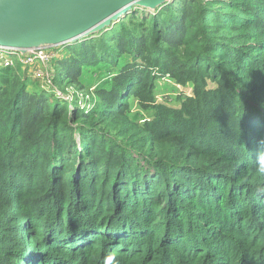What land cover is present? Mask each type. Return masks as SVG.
Listing matches in <instances>:
<instances>
[{
	"label": "trees",
	"instance_id": "1",
	"mask_svg": "<svg viewBox=\"0 0 264 264\" xmlns=\"http://www.w3.org/2000/svg\"><path fill=\"white\" fill-rule=\"evenodd\" d=\"M219 3L166 6L151 38L124 30L132 60L97 115L0 67V264H264V0ZM76 48L57 78L98 62ZM166 76L192 88L177 107L156 100ZM130 98L153 116L132 119Z\"/></svg>",
	"mask_w": 264,
	"mask_h": 264
},
{
	"label": "rangeland",
	"instance_id": "2",
	"mask_svg": "<svg viewBox=\"0 0 264 264\" xmlns=\"http://www.w3.org/2000/svg\"><path fill=\"white\" fill-rule=\"evenodd\" d=\"M186 0H163V2H158L154 4L152 7L143 6L134 4L130 10L125 13L121 18L112 21L108 25H104L97 30L89 33L83 38L76 41H67L64 43H60L58 46L54 48V54H57V58L53 61V65L50 64H40V63H32L27 65H21V62H18V69H23V73L20 71L21 75L25 77L24 81L28 79L27 71L31 68L29 72L31 75V79H33L37 85L36 88L39 89V93L43 91L42 86L45 91L48 89H53L54 91H60V94H68L70 96L69 100L60 101L61 103L67 106L69 110L76 108L75 105H79L80 103L86 104L87 106H93L94 111L96 112L92 115H97L100 110H98L99 105L101 106L103 102V98L100 95V92L104 88H109L113 82V78L117 75V73L122 69V67L132 60L130 54L123 53L122 55H117L115 51L116 46V38L122 36V32L129 31L131 34H141L144 31H148L149 37H152V31L154 25L158 28L161 24L162 12L164 11L166 6L171 5L172 8H176L177 5L182 4ZM190 1V0H187ZM220 0H200L203 6L206 7L208 11H216L217 14L221 16L231 12V10L225 8L222 3H219ZM211 13V12H209ZM211 14H207V17ZM113 23V24H112ZM94 43L96 46V50L98 53V62L93 65L84 66L82 70V75L80 76L78 81H71L70 78H57L54 77L51 84L46 80L47 77H50L54 73L58 75V72H63L61 61L69 58L71 55H77V46L80 43L84 42ZM85 49H89V46H85ZM20 66V67H19ZM44 72V79H38L34 76L35 69H42ZM212 85V83H210ZM26 82V88H27ZM191 86H180L176 85L173 81H166L165 79H158L156 81V100L157 102H166V104L171 106H179L178 99L179 97H186L189 94H192ZM44 91V92H45ZM56 94H49V100L54 102L56 99L54 96ZM67 101V102H65ZM129 103L132 106V110L130 112V116L132 119L139 121L142 123L145 119H149L153 116V110H145L142 109L138 104L135 98H130ZM91 111V112H92ZM69 116V111L66 114ZM82 120H77L74 123H71V126L74 130V137H76V141L79 143L78 139V128ZM106 124H100L99 126H104ZM114 128L111 127V130Z\"/></svg>",
	"mask_w": 264,
	"mask_h": 264
},
{
	"label": "water",
	"instance_id": "3",
	"mask_svg": "<svg viewBox=\"0 0 264 264\" xmlns=\"http://www.w3.org/2000/svg\"><path fill=\"white\" fill-rule=\"evenodd\" d=\"M138 1H146L152 6L163 2V0H0V46L25 52L40 44L54 46L61 42L76 41L104 26L120 12L127 13Z\"/></svg>",
	"mask_w": 264,
	"mask_h": 264
},
{
	"label": "built area",
	"instance_id": "4",
	"mask_svg": "<svg viewBox=\"0 0 264 264\" xmlns=\"http://www.w3.org/2000/svg\"><path fill=\"white\" fill-rule=\"evenodd\" d=\"M56 46L58 45L51 46L46 44H40L33 46L30 49H27L25 52L12 47L0 46V67L16 66L18 62H21V65L27 66H29L28 64L32 63H40L42 65L51 63L53 65V61L57 58V54H54V48ZM34 76L38 79H44L43 66L42 69H35ZM56 76V73H54L50 77H47L46 80L53 84L52 80ZM163 79H165L166 81H172L169 76H166ZM42 89L43 91H45L43 86ZM45 92L47 94H56L54 97L56 98V100L60 101H63L64 99L69 100L70 98L68 94H60V91H54L53 89H48ZM93 106H87L86 104L80 103L79 105H75L76 108H70L69 110H81L85 113H90L94 108Z\"/></svg>",
	"mask_w": 264,
	"mask_h": 264
},
{
	"label": "crops",
	"instance_id": "5",
	"mask_svg": "<svg viewBox=\"0 0 264 264\" xmlns=\"http://www.w3.org/2000/svg\"><path fill=\"white\" fill-rule=\"evenodd\" d=\"M30 71H31V68L27 71V73H28V76H27L28 79L26 80L27 85H28L27 86V90L29 92L38 93L39 92V89L35 87L37 85V83L33 79H31V75L29 73ZM22 77L25 79L24 75ZM190 90H191V88H190Z\"/></svg>",
	"mask_w": 264,
	"mask_h": 264
},
{
	"label": "clouds",
	"instance_id": "6",
	"mask_svg": "<svg viewBox=\"0 0 264 264\" xmlns=\"http://www.w3.org/2000/svg\"><path fill=\"white\" fill-rule=\"evenodd\" d=\"M258 160H259L260 171L264 172V154L260 155ZM262 191H264V190H262ZM114 259H115V257H113V256L107 257L105 260V264H112V261Z\"/></svg>",
	"mask_w": 264,
	"mask_h": 264
},
{
	"label": "bare ground",
	"instance_id": "7",
	"mask_svg": "<svg viewBox=\"0 0 264 264\" xmlns=\"http://www.w3.org/2000/svg\"><path fill=\"white\" fill-rule=\"evenodd\" d=\"M136 4H140V5H143V6H148V7H152V5L150 4V3H148V2H146V1H138V2H136ZM135 4V5H136ZM124 11H122V12H120L118 15H116L114 18H111V20H117V19H119V17L121 18L123 15H124ZM111 20H109V21H107L106 23H105V25H108V24H110L112 21ZM113 24V23H112Z\"/></svg>",
	"mask_w": 264,
	"mask_h": 264
}]
</instances>
